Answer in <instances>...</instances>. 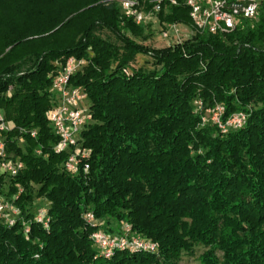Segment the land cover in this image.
<instances>
[{
    "label": "trees",
    "instance_id": "1",
    "mask_svg": "<svg viewBox=\"0 0 264 264\" xmlns=\"http://www.w3.org/2000/svg\"><path fill=\"white\" fill-rule=\"evenodd\" d=\"M178 1L160 22L192 28ZM145 30L116 0H0V113L13 127L9 157L25 166L0 173V197L20 211L15 226L0 221V264H182L199 246L200 264H264V0L227 35L195 31L156 49L133 39ZM139 55L160 70H136ZM71 57L87 61L72 84L88 95V172L65 169L47 118L54 76ZM197 100L222 106L223 123L238 112L247 120L227 133L202 126ZM126 227L158 252L100 254L92 234Z\"/></svg>",
    "mask_w": 264,
    "mask_h": 264
},
{
    "label": "built area",
    "instance_id": "2",
    "mask_svg": "<svg viewBox=\"0 0 264 264\" xmlns=\"http://www.w3.org/2000/svg\"><path fill=\"white\" fill-rule=\"evenodd\" d=\"M128 18H132L137 25L149 26L159 20V14L167 6H177L178 0H153L152 8L146 10L139 0H116ZM146 1V0H144ZM189 8L192 28L194 31L211 35H227L235 31L241 21H253L257 18L260 9V0H185ZM160 21V20H159ZM178 24H163L161 36L165 39L178 37L180 33ZM179 43V42H177ZM87 65L84 59L71 57L63 68L54 76L52 91L55 101L52 108L47 112L48 121L53 128L59 141L55 147L57 153H66L68 159L65 169L70 173H76L82 165L83 170L88 172L90 165L83 163L88 160L90 152L82 147L81 134L91 121L89 113L88 95L80 87L72 84V77L83 70ZM197 110L203 111L209 116L214 124L227 133L231 129L241 128L246 120L245 112L234 114L226 123L222 121L224 109L217 105L215 109L204 108L201 100L195 101ZM12 125L0 113V173L9 177H16L25 168L23 162L13 161L8 154L5 134L12 130ZM36 137V132H32ZM20 211L17 207L7 203L0 197V221L9 227L16 225ZM87 220L92 225H98L93 214L87 215ZM37 221L46 228L49 227L47 209H42L37 215ZM92 241L96 249L105 258H111L117 250L158 252V243L146 239L131 232L126 227L122 236H111L99 230L92 234Z\"/></svg>",
    "mask_w": 264,
    "mask_h": 264
},
{
    "label": "rangeland",
    "instance_id": "3",
    "mask_svg": "<svg viewBox=\"0 0 264 264\" xmlns=\"http://www.w3.org/2000/svg\"><path fill=\"white\" fill-rule=\"evenodd\" d=\"M62 3L64 2H68V0H61ZM143 8H145L144 5H142ZM162 28H163V24L159 21L156 20L155 23H151L149 26H146V30H145V36H147V38H133L136 40L137 43L142 44L144 46H148L150 48H156V49H161V48H166L168 46H172L175 45L177 42H185L187 40H190L194 35H195V31L192 28H188L185 26H180V33L178 37H170L168 39H165L161 36L162 34ZM102 36L104 37H111V35L108 32H105L102 34ZM133 66L135 67L136 70H143L145 72H151L154 70H160V67L156 66L154 64V61L149 57V56H145V55H139L136 59V61L133 63ZM88 106H89V102H87ZM195 105V103H194ZM205 107V106H204ZM196 108V105H195ZM206 109V108H205ZM209 109V108H208ZM206 109V110H208ZM202 116V126H205L208 123H213L211 116H209L208 114L206 115V113L203 111L201 113ZM20 143L24 144V140L20 139ZM7 181H5L4 185L5 188L4 190H8V185H7ZM35 187V185H34ZM17 189H20V185H16ZM101 223V220H97L96 222ZM205 251V248L202 246H199L196 249V254L194 256H188V255H184L183 259H182V264H200L199 262V256Z\"/></svg>",
    "mask_w": 264,
    "mask_h": 264
}]
</instances>
